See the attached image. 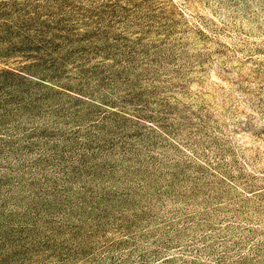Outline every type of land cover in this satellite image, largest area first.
Masks as SVG:
<instances>
[{
	"label": "rangeland",
	"instance_id": "obj_1",
	"mask_svg": "<svg viewBox=\"0 0 264 264\" xmlns=\"http://www.w3.org/2000/svg\"><path fill=\"white\" fill-rule=\"evenodd\" d=\"M0 264H264V0H0Z\"/></svg>",
	"mask_w": 264,
	"mask_h": 264
}]
</instances>
